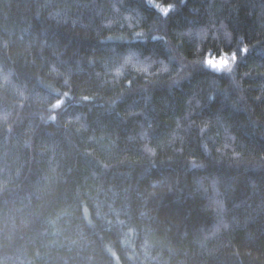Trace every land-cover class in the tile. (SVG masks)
<instances>
[{
    "label": "trees",
    "instance_id": "obj_1",
    "mask_svg": "<svg viewBox=\"0 0 264 264\" xmlns=\"http://www.w3.org/2000/svg\"><path fill=\"white\" fill-rule=\"evenodd\" d=\"M0 264H264V0H0Z\"/></svg>",
    "mask_w": 264,
    "mask_h": 264
},
{
    "label": "rangeland",
    "instance_id": "obj_2",
    "mask_svg": "<svg viewBox=\"0 0 264 264\" xmlns=\"http://www.w3.org/2000/svg\"><path fill=\"white\" fill-rule=\"evenodd\" d=\"M232 58H233V56H229L228 54L223 53V54H221L218 57H209V58H207L206 63L211 68L216 69V70H220V68L217 67L216 65H219L223 61H227V63L230 64L232 62L231 61Z\"/></svg>",
    "mask_w": 264,
    "mask_h": 264
},
{
    "label": "snow or ice",
    "instance_id": "obj_3",
    "mask_svg": "<svg viewBox=\"0 0 264 264\" xmlns=\"http://www.w3.org/2000/svg\"><path fill=\"white\" fill-rule=\"evenodd\" d=\"M169 8H165V12L169 11ZM243 51L246 53L247 49H243ZM233 59H235V57H233ZM217 67H219L220 69H225V68H230V65L227 63V61H223L221 62L219 65H216Z\"/></svg>",
    "mask_w": 264,
    "mask_h": 264
}]
</instances>
